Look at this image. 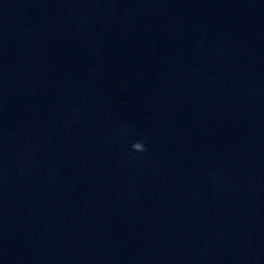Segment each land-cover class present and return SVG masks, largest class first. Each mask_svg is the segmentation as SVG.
Returning <instances> with one entry per match:
<instances>
[{"label": "water", "instance_id": "obj_1", "mask_svg": "<svg viewBox=\"0 0 264 264\" xmlns=\"http://www.w3.org/2000/svg\"><path fill=\"white\" fill-rule=\"evenodd\" d=\"M0 264H264V0H0Z\"/></svg>", "mask_w": 264, "mask_h": 264}, {"label": "clouds", "instance_id": "obj_2", "mask_svg": "<svg viewBox=\"0 0 264 264\" xmlns=\"http://www.w3.org/2000/svg\"><path fill=\"white\" fill-rule=\"evenodd\" d=\"M131 148L135 152H145V151H147V148H146L145 144L143 142H141V141L134 142L131 145Z\"/></svg>", "mask_w": 264, "mask_h": 264}]
</instances>
